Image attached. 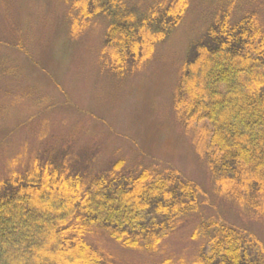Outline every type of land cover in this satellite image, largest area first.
<instances>
[{
  "label": "trees",
  "instance_id": "1",
  "mask_svg": "<svg viewBox=\"0 0 264 264\" xmlns=\"http://www.w3.org/2000/svg\"><path fill=\"white\" fill-rule=\"evenodd\" d=\"M82 1L83 16L109 20L103 52L117 74L146 61L189 4L165 1L143 12L125 0ZM174 101L185 125H207L217 193L264 210V26L255 12L233 19L228 6L216 14L189 46ZM123 166L119 160L85 180L78 167L45 159L0 178V264H109L87 238L95 229L153 252L199 209L202 188L179 169L127 173ZM199 234L210 236L211 248L194 264H264V244L248 227L202 221Z\"/></svg>",
  "mask_w": 264,
  "mask_h": 264
},
{
  "label": "rangeland",
  "instance_id": "2",
  "mask_svg": "<svg viewBox=\"0 0 264 264\" xmlns=\"http://www.w3.org/2000/svg\"><path fill=\"white\" fill-rule=\"evenodd\" d=\"M165 1L125 0L143 12ZM188 2L172 35L117 74L103 52L109 20L83 16L84 1L0 0V178L51 159L89 180L122 160L127 173L177 168L202 188L199 209L156 251L126 248L93 230L87 238L109 264H194L211 248L209 235L195 237L202 221L248 227L264 244V210L217 193L207 125H185L174 105L191 42L228 6L233 19L253 11L264 26V0Z\"/></svg>",
  "mask_w": 264,
  "mask_h": 264
}]
</instances>
